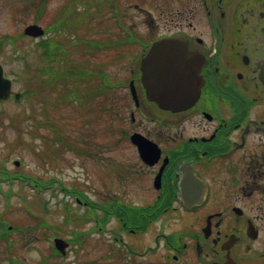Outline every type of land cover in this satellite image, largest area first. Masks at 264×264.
I'll return each instance as SVG.
<instances>
[{"label":"rangeland","instance_id":"rangeland-1","mask_svg":"<svg viewBox=\"0 0 264 264\" xmlns=\"http://www.w3.org/2000/svg\"><path fill=\"white\" fill-rule=\"evenodd\" d=\"M31 4L32 0H0V39L5 37L0 48V62L16 79L15 90L26 92V96L17 102L13 98L0 102V219L9 228L4 238L0 230V264H12L11 259L15 255L20 264H86L88 254L90 259L99 256L100 261L106 264H129L125 249L116 250L120 256L115 257L108 248L107 244L111 243L107 240L108 234L103 240L97 236L85 239L84 246L72 247L65 259L51 256L54 251L49 241L58 235L72 238L75 233L89 231L97 224L93 221L95 214L86 213L85 207L71 193L72 189H79L92 203H96L107 200L99 195L101 191L107 196L116 191L117 186L119 188L117 176L121 170L126 176L141 177L137 171L139 161L134 154L120 160L119 175L109 174L111 163H115L109 148L116 144L115 148L124 147L128 134L124 132L131 129L127 110L133 104L125 95L124 98L117 97L112 104V98L106 95L103 100L102 94L93 91L99 82L97 73L100 69L107 70L105 72L112 82L127 77L128 49L117 50L110 46L98 50L95 46V37L104 39V29L113 36L116 30L110 12L99 9L96 0H44L41 10L45 7L46 10L39 23L45 27L50 26L58 11L62 13L74 7L82 9L81 13L73 11L69 14L67 34L55 32L51 36L60 37L64 43L62 57L55 66L67 73L69 82L82 81L79 78L82 72H93L88 84L80 88L83 98L86 92L95 97L91 101L84 100L95 108V111L87 112L88 103L65 96L67 83L54 79V69L51 74L45 71L49 64L45 55L42 57L36 52L38 40L24 34L25 26L35 21L41 0L37 6ZM167 4L176 7L179 1L172 0L157 10L153 9L156 17L163 15L162 9L168 16V11L174 7ZM136 15V34L147 37V28L140 23L144 15L141 12ZM157 22L164 24L163 19ZM149 30L156 32L155 28ZM105 43H109V39ZM134 48L135 51L139 49L137 46ZM19 49L28 53L29 65L26 59H19L16 53ZM72 68H76L77 73L66 70ZM83 68L89 70L83 71ZM114 105L115 110L108 112L107 108L112 109ZM150 111L151 116H156ZM86 117L93 120L87 121ZM101 119L106 124L105 129ZM88 125L91 134L84 132ZM15 160L21 161L19 166L15 165ZM8 172L12 176L37 178L48 185L38 193L32 183L25 181V177L20 180L9 176ZM54 179L57 182L50 183ZM140 184L148 186L146 180H141ZM123 196L121 199H127L126 202L144 203L147 199L137 198L134 192ZM121 254L127 255L122 261ZM100 261L90 264H101Z\"/></svg>","mask_w":264,"mask_h":264},{"label":"flooded vegetation","instance_id":"flooded-vegetation-1","mask_svg":"<svg viewBox=\"0 0 264 264\" xmlns=\"http://www.w3.org/2000/svg\"><path fill=\"white\" fill-rule=\"evenodd\" d=\"M181 1V24L162 35L206 57L202 96L186 111H162L164 130L137 126L161 156L146 159L156 149L147 143L137 153L141 177L120 179L117 191L177 198L172 224L188 238L187 264H264V0Z\"/></svg>","mask_w":264,"mask_h":264},{"label":"water","instance_id":"water-1","mask_svg":"<svg viewBox=\"0 0 264 264\" xmlns=\"http://www.w3.org/2000/svg\"><path fill=\"white\" fill-rule=\"evenodd\" d=\"M186 52L188 51L185 50L182 42L163 41L155 44L149 57L143 61L144 81L147 77L150 88L149 98L164 109L177 111L187 108L195 100L193 94L187 93L188 90L197 88L196 95L200 91V85L194 87L191 83ZM2 73L0 69V78ZM9 85L10 83L7 82V90ZM8 96L9 93H0V97Z\"/></svg>","mask_w":264,"mask_h":264}]
</instances>
